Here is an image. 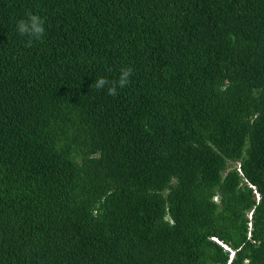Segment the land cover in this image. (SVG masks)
<instances>
[{
    "label": "trees",
    "instance_id": "1",
    "mask_svg": "<svg viewBox=\"0 0 264 264\" xmlns=\"http://www.w3.org/2000/svg\"><path fill=\"white\" fill-rule=\"evenodd\" d=\"M0 264H264V0H0Z\"/></svg>",
    "mask_w": 264,
    "mask_h": 264
},
{
    "label": "clouds",
    "instance_id": "2",
    "mask_svg": "<svg viewBox=\"0 0 264 264\" xmlns=\"http://www.w3.org/2000/svg\"><path fill=\"white\" fill-rule=\"evenodd\" d=\"M16 29L20 36L28 38L27 46H31L34 40H40L45 34V20L40 15L31 11L27 12L25 17L16 22ZM133 68L131 66L122 67L119 70L118 77L110 80L107 77H99L95 80L94 85L97 90H107L109 96L118 95V89L125 88L133 75ZM238 170L241 171L240 164ZM254 190L257 202L260 201V194L255 185L249 184ZM231 254L234 253L231 251Z\"/></svg>",
    "mask_w": 264,
    "mask_h": 264
},
{
    "label": "rangeland",
    "instance_id": "3",
    "mask_svg": "<svg viewBox=\"0 0 264 264\" xmlns=\"http://www.w3.org/2000/svg\"><path fill=\"white\" fill-rule=\"evenodd\" d=\"M214 239H215L217 242H219V243L223 244V243H222V242H220V241H219L217 238H215V237H214Z\"/></svg>",
    "mask_w": 264,
    "mask_h": 264
}]
</instances>
